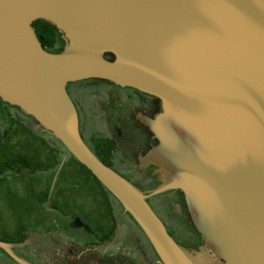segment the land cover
I'll return each mask as SVG.
<instances>
[{"label":"water","instance_id":"water-1","mask_svg":"<svg viewBox=\"0 0 264 264\" xmlns=\"http://www.w3.org/2000/svg\"><path fill=\"white\" fill-rule=\"evenodd\" d=\"M36 20L61 33L63 50L42 47ZM86 78L160 99L148 124L169 176L152 194L180 189L222 264H264V0H0V97L60 139L162 264H197L147 195L82 139L66 86Z\"/></svg>","mask_w":264,"mask_h":264},{"label":"flooded vegetation","instance_id":"flooded-vegetation-1","mask_svg":"<svg viewBox=\"0 0 264 264\" xmlns=\"http://www.w3.org/2000/svg\"><path fill=\"white\" fill-rule=\"evenodd\" d=\"M66 89L87 146L147 195L187 252L203 247L183 192L152 194L169 176L152 154L159 141L148 124L161 111L160 99L102 78L71 81ZM0 240L30 264H162L140 226L89 169L52 131L1 97ZM0 264L21 263L0 247Z\"/></svg>","mask_w":264,"mask_h":264},{"label":"trees","instance_id":"trees-1","mask_svg":"<svg viewBox=\"0 0 264 264\" xmlns=\"http://www.w3.org/2000/svg\"><path fill=\"white\" fill-rule=\"evenodd\" d=\"M33 27L35 28L36 35H37L39 41L41 42L42 47L46 51L58 53L61 50H63V47L65 45V42H64V40H62L60 32L52 24H50L48 22H45L43 20H36V21L33 22ZM105 57L107 59H111L112 58V54H106ZM100 160L103 161L106 165H108L103 159H100ZM78 163L82 167L88 169L86 166H84L83 164H81L79 161H78ZM89 173L96 180H98L92 174V172L90 170H89ZM196 249H197V247H196Z\"/></svg>","mask_w":264,"mask_h":264},{"label":"rangeland","instance_id":"rangeland-1","mask_svg":"<svg viewBox=\"0 0 264 264\" xmlns=\"http://www.w3.org/2000/svg\"><path fill=\"white\" fill-rule=\"evenodd\" d=\"M189 253L197 264H222L213 249L208 246H203L199 250H189Z\"/></svg>","mask_w":264,"mask_h":264}]
</instances>
